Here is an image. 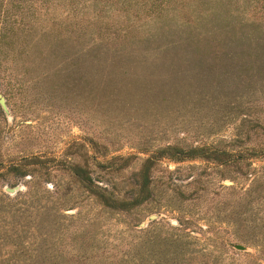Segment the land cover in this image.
<instances>
[{"label": "rangeland", "instance_id": "rangeland-1", "mask_svg": "<svg viewBox=\"0 0 264 264\" xmlns=\"http://www.w3.org/2000/svg\"><path fill=\"white\" fill-rule=\"evenodd\" d=\"M255 2L23 7L35 27L27 38L51 31L26 52L15 39L0 52V262L153 264L177 239L216 264H264L254 245L264 247V84L253 56L262 42L246 20ZM56 32L73 54L60 65L46 47ZM238 52L248 54L250 85L225 59ZM166 143L226 155L157 159L146 199L127 208L102 205L68 169L83 153L93 183L129 199L142 159Z\"/></svg>", "mask_w": 264, "mask_h": 264}, {"label": "trees", "instance_id": "trees-1", "mask_svg": "<svg viewBox=\"0 0 264 264\" xmlns=\"http://www.w3.org/2000/svg\"><path fill=\"white\" fill-rule=\"evenodd\" d=\"M258 4L253 5V13L249 16H246V20L250 21L251 28L249 29L250 33H253V38L260 39L262 44L256 43L254 48L253 56L258 60V66L256 67L255 71L257 74L263 79L264 84V0H257ZM25 5V6H24ZM12 7L20 8L21 14L18 17L13 16L15 13L10 9ZM23 7H30L33 9H37L38 7L46 8L45 0H0V52L4 51L5 49L2 48L4 46V42L7 44H11L16 41V48L19 53L26 52V49L29 44L39 42L40 36H48L50 34V29H46V26L43 28L41 27L38 29V34L36 38H27L29 29L34 27V24L29 21V19L24 20L22 17L26 13ZM227 13L224 11V14ZM220 16V15H219ZM221 17V16H220ZM188 18V17H187ZM218 17H216L217 19ZM221 20L228 21L226 19L219 18ZM35 28V27H34ZM235 28V27H234ZM239 29L237 28V32ZM235 34L233 30H228L227 33ZM68 38V37H66ZM66 38L62 37L60 33H55V35H51L50 40L46 43V47L51 50L52 56H58L59 59L62 57V62L60 60L57 62L56 65H60L66 60H68V53H71V48H69L70 44L66 43ZM27 40V41H26ZM108 43V42H107ZM94 44V42H91ZM112 44H116L113 42ZM118 48V47H116ZM237 56L234 59V56L225 55V59L229 60L230 64H233L237 67L238 74L236 77L240 78L242 81L246 83V85H250L251 77L250 74L247 73L248 68H251L247 59L243 57H247L248 54L243 52L234 53ZM43 59L46 60V54L43 52L41 54ZM59 66H55L58 68ZM93 146L96 145V142H92ZM82 145V144H81ZM226 154L222 150H218L215 146H204V145H182L179 143H166L164 146L158 147L155 150H152L149 155L144 157L140 163V166L137 170V181L135 182L137 188V194L132 198H119L117 199L111 192H108L104 188L97 186V184L93 183L92 178L89 175V170L86 167V157L83 153L80 154L81 163H71L68 166L69 172L76 177L77 181L81 183L82 187L86 190V192L90 193L96 201L100 202L102 205L105 206H117L119 208H127L131 205H136L143 200L146 199L148 193V174L149 170L153 163L156 162L159 158H169L174 161L183 160L185 158H192L195 156H200L203 159H212L215 161H222ZM121 158V157H119ZM126 158V157H125ZM124 158V160H125ZM237 239L239 241H243L244 237L242 234H239ZM246 233V236L247 237ZM243 237V238H242ZM264 240V238H262ZM238 243V242H234ZM257 250L262 253V241L255 240L254 242ZM193 242H186L182 240L174 239L169 247L166 250L162 251V259L156 260L153 264H216L217 257L210 255V253H203L201 249H196L193 245ZM233 244H230V246ZM19 254L25 252L23 247H20ZM16 253V250H13ZM260 253V254H261ZM209 257L213 258L211 262H209ZM0 264H20V263H5L0 262ZM24 264V263H21ZM129 264H140L138 259H133Z\"/></svg>", "mask_w": 264, "mask_h": 264}, {"label": "water", "instance_id": "water-1", "mask_svg": "<svg viewBox=\"0 0 264 264\" xmlns=\"http://www.w3.org/2000/svg\"><path fill=\"white\" fill-rule=\"evenodd\" d=\"M234 247H235L236 249H243V246L240 245V244H235Z\"/></svg>", "mask_w": 264, "mask_h": 264}]
</instances>
